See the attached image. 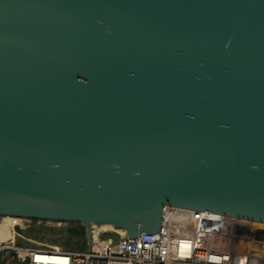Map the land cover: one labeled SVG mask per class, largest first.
Listing matches in <instances>:
<instances>
[{"label":"water","instance_id":"obj_1","mask_svg":"<svg viewBox=\"0 0 264 264\" xmlns=\"http://www.w3.org/2000/svg\"><path fill=\"white\" fill-rule=\"evenodd\" d=\"M167 206L264 222V0H0V215Z\"/></svg>","mask_w":264,"mask_h":264},{"label":"built area","instance_id":"obj_2","mask_svg":"<svg viewBox=\"0 0 264 264\" xmlns=\"http://www.w3.org/2000/svg\"><path fill=\"white\" fill-rule=\"evenodd\" d=\"M13 217L14 231L34 220ZM91 232L84 249L25 247L9 243L11 236L0 238V253L9 251L6 259L21 264H264V222L212 212L167 206L159 232L105 237L93 224Z\"/></svg>","mask_w":264,"mask_h":264},{"label":"rangeland","instance_id":"obj_3","mask_svg":"<svg viewBox=\"0 0 264 264\" xmlns=\"http://www.w3.org/2000/svg\"><path fill=\"white\" fill-rule=\"evenodd\" d=\"M0 221L9 222L7 224L0 222V238L6 239L12 236L9 243L15 245L42 249L76 250L82 249L85 240L87 242L85 235L72 236L66 232L68 227L77 225L79 222L34 219L30 227L21 231H14L12 226L15 225L14 223H17L16 218L8 219L0 216ZM105 234V237L107 235L115 238L121 236L111 231H106ZM9 254V251L0 253V262L2 264L4 262L5 264H21L19 262L8 261L6 258Z\"/></svg>","mask_w":264,"mask_h":264},{"label":"bare ground","instance_id":"obj_4","mask_svg":"<svg viewBox=\"0 0 264 264\" xmlns=\"http://www.w3.org/2000/svg\"><path fill=\"white\" fill-rule=\"evenodd\" d=\"M3 218H8V219H12V218H15L13 216H8V215H4V216H1ZM2 222L3 224H7L9 222L7 221H0ZM16 224V223H14ZM93 228H95V231L96 232H106V231H111V232H115V233H118L119 235L121 236H125L127 235L126 231L124 229H116L113 227V225H110V224H96L94 223L93 224ZM117 235V234H116Z\"/></svg>","mask_w":264,"mask_h":264},{"label":"trees","instance_id":"obj_5","mask_svg":"<svg viewBox=\"0 0 264 264\" xmlns=\"http://www.w3.org/2000/svg\"><path fill=\"white\" fill-rule=\"evenodd\" d=\"M66 232L69 234V235H72V236H81V235H85L86 234V230L85 228L82 226L81 223L77 224V225H72L70 227H68L66 229ZM85 247H87V242L85 240L84 242V245L82 246V249H84Z\"/></svg>","mask_w":264,"mask_h":264}]
</instances>
